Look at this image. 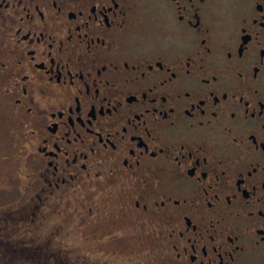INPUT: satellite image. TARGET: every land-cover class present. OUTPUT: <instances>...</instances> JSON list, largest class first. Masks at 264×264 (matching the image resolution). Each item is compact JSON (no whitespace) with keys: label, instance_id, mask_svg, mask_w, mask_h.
<instances>
[{"label":"flooded vegetation","instance_id":"af4514ba","mask_svg":"<svg viewBox=\"0 0 264 264\" xmlns=\"http://www.w3.org/2000/svg\"><path fill=\"white\" fill-rule=\"evenodd\" d=\"M0 95L60 264H264V0H0Z\"/></svg>","mask_w":264,"mask_h":264},{"label":"rangeland","instance_id":"374dc122","mask_svg":"<svg viewBox=\"0 0 264 264\" xmlns=\"http://www.w3.org/2000/svg\"><path fill=\"white\" fill-rule=\"evenodd\" d=\"M21 143L18 124L5 109L0 95V264H60L61 258L63 262L65 259L62 252L59 255L58 248L68 246L80 247L79 250L70 249L72 257L77 252H91L93 256L91 250L96 243L84 237L85 229L81 228L83 234L80 235L73 232L70 236L52 234L59 223L68 221L71 226L74 221L77 223L73 211L67 208L73 202L64 204L53 214L49 206L39 207L38 213L30 205L32 201L23 189L30 174ZM43 213H47L44 219L41 218Z\"/></svg>","mask_w":264,"mask_h":264}]
</instances>
